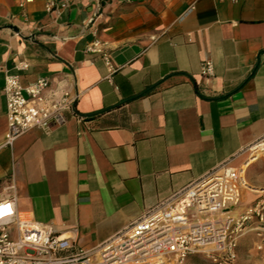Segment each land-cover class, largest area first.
<instances>
[{"label":"crops","instance_id":"obj_1","mask_svg":"<svg viewBox=\"0 0 264 264\" xmlns=\"http://www.w3.org/2000/svg\"><path fill=\"white\" fill-rule=\"evenodd\" d=\"M48 2L0 0V201L90 250L264 140V0ZM7 74L77 95L65 125L6 145Z\"/></svg>","mask_w":264,"mask_h":264},{"label":"built area","instance_id":"obj_2","mask_svg":"<svg viewBox=\"0 0 264 264\" xmlns=\"http://www.w3.org/2000/svg\"><path fill=\"white\" fill-rule=\"evenodd\" d=\"M29 1L19 0L21 6ZM67 6L68 0H49L47 11ZM104 60L108 64V58ZM28 67L22 62L16 70ZM212 70L211 63L204 62L200 75L209 77ZM52 82L40 77L22 87L17 74L5 75L6 145L32 131L47 134L65 125L78 96L52 88ZM241 166L225 162L90 250L44 229L30 212H19L15 197L3 199L0 264H185L195 255L213 264H236L245 237L264 259V189L249 188Z\"/></svg>","mask_w":264,"mask_h":264},{"label":"rangeland","instance_id":"obj_3","mask_svg":"<svg viewBox=\"0 0 264 264\" xmlns=\"http://www.w3.org/2000/svg\"><path fill=\"white\" fill-rule=\"evenodd\" d=\"M260 143V142H258ZM258 143H255L252 145L245 153L244 159L245 161H248L250 159H254L253 162L248 166L246 169V173L248 172V175L246 176V182L250 184L251 186H255L256 184L259 185V183H256L255 181H250L249 177L256 178L257 173L259 172V169L253 168L254 165L262 158H264V151H260L259 148H256V145ZM264 173V170L262 171ZM261 172V173H262ZM250 182V183H249ZM251 195V194H247ZM239 251H238V259L236 264H264V259L262 257H259L251 250V238L245 237L240 241ZM185 264H213L209 259H206L205 257L201 255H195L190 257Z\"/></svg>","mask_w":264,"mask_h":264},{"label":"bare ground","instance_id":"obj_4","mask_svg":"<svg viewBox=\"0 0 264 264\" xmlns=\"http://www.w3.org/2000/svg\"><path fill=\"white\" fill-rule=\"evenodd\" d=\"M256 148H259L260 151H264V144H258V145H256ZM263 155H264V153H263ZM253 161H254V159H250V160L245 161V162L242 163L241 169L243 170L244 180H245V172H246V169L251 164V162H253ZM249 188H254V187H251L249 185Z\"/></svg>","mask_w":264,"mask_h":264}]
</instances>
